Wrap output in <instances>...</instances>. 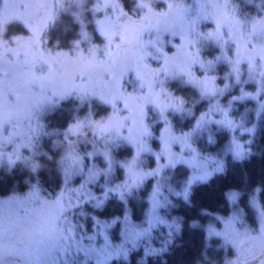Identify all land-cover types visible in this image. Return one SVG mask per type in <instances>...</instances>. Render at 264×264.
<instances>
[{
    "label": "snow or ice",
    "instance_id": "snow-or-ice-1",
    "mask_svg": "<svg viewBox=\"0 0 264 264\" xmlns=\"http://www.w3.org/2000/svg\"><path fill=\"white\" fill-rule=\"evenodd\" d=\"M162 2L164 7L155 8L151 0H137L143 11L134 17L121 0H95L94 12L105 13L95 20L103 45L90 42L86 50L81 39L68 49L46 45L45 34L54 22L56 6H63L61 0H56V5L51 0L26 2L24 12H17L15 21H7L18 22L24 32L0 38V162L6 160L12 167L23 160L37 173L40 162L24 155L23 150L34 152L41 135L60 137L54 143L61 151L57 157L60 181L54 191H46L37 181L23 191L0 195V264H70L72 253L83 257L76 264H131V253L141 239L165 225L167 239L161 241L162 246L143 248L140 264H146L148 256L165 252L174 233H181L184 227V217L169 218L165 211L173 204L165 186L189 203L195 186L226 174L227 160L204 156L194 136L215 124L231 133L226 156L230 153L236 161L250 156L247 145L252 143L257 126L243 127V119H235L232 109L234 102L250 98L258 105L256 119L264 113V8L251 17H241L233 0H195V14L184 0ZM30 8L38 9L39 15H30ZM5 23L0 17V26ZM6 30L0 27V32ZM148 31L156 33L151 40L143 38ZM164 33L171 37L168 45L172 51L164 46ZM81 38L89 39L83 28ZM205 45L212 46V56H204ZM150 47L158 55L153 56ZM150 56L159 64L149 63ZM220 61L229 66L223 84L214 71ZM40 67L43 70H38ZM130 72L139 82V91L123 87ZM170 77H182L201 98L223 97L231 87L230 77L240 87L226 105L215 99L195 116L189 128L178 132L168 112L192 116L193 109L186 107L183 96L164 86ZM72 96L81 104L96 99L106 111L97 116L89 104L84 115L74 114L63 128L46 130L41 119L45 107L57 106ZM149 106L159 113L162 126L158 134L148 123ZM237 129L250 134L249 138L242 140ZM153 137L158 141L156 148L151 143ZM207 141L214 144L216 137L209 134ZM82 142L87 147L82 148ZM7 145L13 148L6 150ZM121 145L131 151L117 159L113 147ZM147 154L152 162L145 166ZM208 161L213 162L212 167ZM117 165L119 177L115 176ZM181 165L193 171L177 189L168 182L166 170ZM150 180L144 218L137 222L128 207V196ZM225 195L233 210L215 216L221 227L207 223L204 239L219 238L225 252L222 264H264V181L253 184L247 194L230 188ZM245 196L247 205L255 210L252 222L245 209L237 207ZM113 198L120 202L121 211L106 219L84 211L90 204L102 212ZM85 217L91 219V230Z\"/></svg>",
    "mask_w": 264,
    "mask_h": 264
},
{
    "label": "trees",
    "instance_id": "trees-1",
    "mask_svg": "<svg viewBox=\"0 0 264 264\" xmlns=\"http://www.w3.org/2000/svg\"><path fill=\"white\" fill-rule=\"evenodd\" d=\"M193 1L184 0L188 5H192ZM94 2L95 0H83L82 2L85 16L84 20L86 22L85 26L92 34L93 40L96 38L94 41L102 43L103 39L96 31L93 12L90 10V6ZM121 2L129 14L134 17L141 15L143 10L137 7V0H121ZM151 2L155 8L164 7L162 0H151ZM233 3L238 6V11L243 17L256 15L259 13L260 8H264V0H233ZM66 5L67 7L56 10L57 15L55 16L54 22L49 24V29L45 34L46 41L50 45L55 44L57 46L58 44L64 49L70 48L72 42L77 40L80 35V19H77V16L74 15V12H76L74 10L75 4L70 0L66 2ZM100 13L98 12V14ZM21 32H24V29L19 23H8L6 30L8 37L14 33ZM204 49L203 54L205 57L213 55L212 46L205 45ZM228 70L229 66L227 63L223 61L218 62L216 72L220 75L221 84L224 83L223 73ZM128 80L125 81L123 87L129 91H133ZM229 80L231 87L223 97L226 101L240 87L239 84L232 81L231 77ZM166 85L174 94L183 96L186 99V107L193 109L192 116H189L186 112L177 113L171 110L168 113L169 119L172 121L176 131L186 130L192 125L195 116L201 110L205 109L209 103V98H201L196 89L184 83L183 78L170 79ZM261 99H264V95L261 96ZM248 100V102H234L232 116L237 120L241 116L243 120H247L246 124L249 127L256 123V132L251 138L252 143L247 145L251 148L250 156L243 161H236L230 154L225 155V159L227 160L226 174L216 175L209 182L195 186L189 203H185L181 198L170 194L169 199L173 201V204L169 205L165 211L169 218L172 216L184 217L183 230L181 233H174V238L165 252L148 256L146 258V264H209L213 260L219 264L222 262L225 252L220 247L221 241L219 238H213L210 241L204 239V227L210 215H205L203 210L208 213L226 214L230 210V205L225 195L227 190L237 188L247 194L253 184L264 181V113H261L259 120H257L255 116L257 104L251 99ZM89 104H91V108L97 116L106 111L96 99L84 101L81 104L78 98L72 96L60 102L59 105L54 106L51 111L45 113L43 121L46 125V130L63 128L65 123L74 114L84 115L89 108ZM148 123L152 126L153 132L158 134L161 122L158 112L151 106H149L148 110ZM237 131L239 132V129ZM209 134L216 137L214 144L208 143L207 137ZM241 135L246 139L250 134L241 133ZM230 137L231 133L227 129H222L213 124L209 131H204L195 137L194 142L198 144L204 155L212 153L222 156ZM59 138L57 135H41L37 139L35 147L38 152L34 156V160L39 161L41 165L37 173H33L23 160L17 162L12 167L6 164L0 165V195L9 191H23L30 183L37 181H39L40 185L46 191H54L60 181L57 157L60 154L61 148L54 143ZM151 143L154 148L158 147V141L155 137L152 138ZM81 147L83 148L84 145L81 144ZM130 151L131 149L126 145H121L118 148L113 147V154L118 159L127 156ZM44 153H48L52 158L49 159ZM143 160L145 166H148L152 162V157L150 154H147ZM188 173L189 169L185 165L178 166L176 170H166V175L170 177L169 181L177 189L181 188L182 181ZM120 174L118 167L116 175L119 177ZM151 183L152 181L150 180L143 188L134 189L131 195L128 196L129 208L132 209L135 218L138 220L137 222L144 218L142 210L145 207V195L150 190ZM241 203L248 207L246 196L241 198ZM84 211L94 213L100 216L101 219H106L108 216L119 213L121 211V204L117 199L113 198L108 202L107 207L102 212L93 209L90 204L84 208ZM84 219H87L91 230L90 217H85ZM193 221H196L195 226L192 224ZM166 230L165 225H159L153 230L150 239H141L139 247L131 253V264H140V260L143 258V248L149 245L161 247V241L167 239ZM113 235L115 237V232H113Z\"/></svg>",
    "mask_w": 264,
    "mask_h": 264
},
{
    "label": "rangeland",
    "instance_id": "rangeland-1",
    "mask_svg": "<svg viewBox=\"0 0 264 264\" xmlns=\"http://www.w3.org/2000/svg\"><path fill=\"white\" fill-rule=\"evenodd\" d=\"M67 1H70V0H61V2H62V7H59V6H56V10L57 9H59V10H61L62 8H64V7H67V5H66V2ZM73 2H74V4H75V8H74V10H76V12H74L75 14H78L79 15V19H80V35H79V37H78V39H81V46L86 50L87 49V47H88V45H89V43L91 42V43H97V44H99V45H103V42L102 43H99V41L98 42H96V41H94V40H96V38L93 40V36H92V34L86 29V26H85V24H86V22H85V20H84V10H83V7H82V2H83V0H80V2L79 3H77V0H72ZM26 2H28V3H31V2H33V0H0V17H4L5 18V20H6V23H5V25H3V26H0V27H6V29H7V26H8V23H7V21L8 20H11V21H15L16 20V13L17 12H24V4L26 3ZM51 2H52V4L53 5H56V0H51ZM95 3V2H94ZM93 3V4H94ZM93 4H91V6H90V10L93 12V16H94V24H95V20L96 19H98V18H102L103 17V15L105 14L104 13V11H100L101 13L100 14H98V12H94V10H93ZM192 14H195V8H196V2H195V0L193 1V3H192ZM28 12H29V14L30 15H32L33 17H36V16H38L39 15V10L38 9H36V8H30V9H28ZM107 12L110 14L111 13V8H109V9H107ZM238 14L241 16V17H243L240 13H239V11H238ZM57 14L55 13V16H56ZM245 17V16H244ZM14 23V22H13ZM16 23H18V22H16ZM95 26H96V24H95ZM97 27V26H96ZM83 28V30H85V31H87L88 33H89V39L88 40H84V39H82L81 38V29ZM155 35H156V33L155 32H153V31H148V32H145V34H144V39L145 40H151V39H153L154 37H155ZM8 36L6 35V31H4V32H0V38H7ZM161 39H162V41H163V43H164V46L165 47H167V49H168V51H172V49H171V47L168 45V41H169V39H171V37H170V35L168 34V33H164V34H162V37H161ZM46 45L47 46H49V47H52L53 49L56 47V45L54 44V45H50L47 41H46ZM58 45V44H57ZM149 51H152L153 52V56H156V55H158L157 53H155V50L154 49H152L151 47L149 48ZM153 56H150V57H148V61H149V63H151V64H153V65H158L159 64V61L158 60H156V59H154L153 58ZM224 62V61H223ZM226 63V62H225ZM38 70H43V67H40V68H38ZM197 71H199L198 69H197ZM214 71L216 72V68L214 69ZM175 78H182V77H175ZM127 79H129L128 80V82H129V84L132 86L131 88L133 89V91H129V90H127V91H129V92H134V91H139L140 89L138 88V81L136 80V78H135V76H134V74L133 73H129L125 78H124V80H123V86H124V83H125V81L127 80ZM170 79H173V78H168V79H166L165 80V83H164V86L166 87V88H168V86L166 85L167 84V82H168V80H170ZM232 81H234V79L232 78ZM235 82V81H234ZM131 89V90H132ZM169 89V88H168ZM170 90V89H169ZM226 92H227V90H226ZM226 92H225V94H226ZM224 94V95H225ZM75 97V96H74ZM224 97V96H223ZM223 97H207V98H209V103H211V102H213L215 99H217V98H219L220 100H221V102L222 103H224L225 105L227 104V102H228V100L226 101ZM250 99V98H249ZM85 101H88V100H85ZM249 100L247 99V100H245V101H242V102H248ZM53 107L54 106H51V107H48V106H46L45 107V109H44V111H43V113L41 114V119L43 120L44 119V115H45V113L46 112H48V111H51V109H53ZM258 107V105L256 106V108ZM158 112V111H157ZM169 113V112H168ZM255 113H256V110H255ZM158 116H159V113H158ZM245 116V115H244ZM240 119H242V117L240 116L239 117V119H238V121L240 120ZM244 121V123H243V127H249V126H247V124H246V121L247 120H243ZM44 122V121H43ZM256 124V123H255ZM212 125L213 124H211V125H208L205 129H202V130H200L195 136H194V139H195V137H197L199 134H201V133H203L204 131H209L210 130V128L212 127ZM161 126H162V124H161ZM160 126V127H161ZM252 126V125H251ZM7 128V125H5V129ZM6 134V133H5ZM236 134H237V136L238 137H240L242 140H247L248 138H246L245 139V137H242V135H241V133L240 132H236ZM253 137V135L251 136V138ZM37 141V140H36ZM82 144H83V142H82ZM84 145V147H87V145H85V144H83ZM35 146H36V143H35ZM226 147H227V145H226ZM225 147V148H226ZM13 148V145H7L6 146V150H11ZM23 152H24V155H31L32 156V159L34 160V156L37 154V149H36V147H35V149H34V152H29L27 149H25V150H23ZM230 154V153H229ZM207 155H211V156H215V157H220V158H225V150L223 151V154H222V156L221 155H216V154H212V153H209V154H207ZM231 155V154H230ZM204 156H206V155H204ZM204 156H202L201 157V159H203L204 158ZM117 158V157H116ZM118 159V158H117ZM25 163V162H24ZM27 163V166H28V163L29 162H26ZM3 164H6V165H8L7 164V161L6 160H4L3 162H0V165H3ZM208 165H209V167H212L213 166V162L212 161H208ZM188 169H189V173H191L192 171H193V169H191V168H189L187 165H185ZM119 166L117 165V168H118ZM30 168V167H29ZM117 168H116V171H117ZM115 176L116 177H118L117 175H116V172H115ZM184 181V180H183ZM183 181H182V184H183ZM168 182H170V181H168ZM171 183V182H170ZM182 184H181V187H182ZM134 190V189H133ZM164 192H165V194L169 197L170 196V194H172L171 192H168L167 191V187L165 186V189H164ZM229 205H230V210L228 211V213H226V214H223V213H211V215H210V217H209V219L207 220V222H206V224L207 223H209V222H211V223H214V224H216V226L217 227H221L222 225H220V222L218 221V220H216V217L215 216H217V215H220V216H226V215H228V214H230L231 213V211L233 210V206L229 203ZM128 207H129V205H128ZM237 207H243L244 209H245V211H246V213H247V220L249 221V222H252V220H253V218H254V216H255V210L254 209H252L250 206H248V207H246V206H244L241 202H240V204L237 206ZM78 219H80L79 217H78ZM84 220H86L87 221V219H84ZM83 222V221H82ZM87 223H88V221H87ZM89 224V223H88ZM152 235V234H151ZM151 235H148V236H145L144 238H148V239H150L151 238ZM113 238H116V237H114V235H113ZM143 239V238H142ZM85 243H87V241H85ZM223 258H224V255H223ZM68 259H69V261H70V264H76V262L77 261H79V260H82L83 259V257L82 256H77L75 253H72V254H70L69 255V257H68ZM222 262H223V260H222ZM222 262L220 263V264H222ZM209 264H219L217 261H215V260H213V261H211Z\"/></svg>",
    "mask_w": 264,
    "mask_h": 264
}]
</instances>
